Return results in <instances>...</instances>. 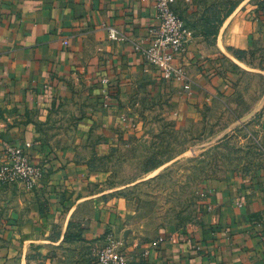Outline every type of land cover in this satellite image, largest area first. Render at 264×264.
<instances>
[{
	"label": "crops",
	"instance_id": "1",
	"mask_svg": "<svg viewBox=\"0 0 264 264\" xmlns=\"http://www.w3.org/2000/svg\"><path fill=\"white\" fill-rule=\"evenodd\" d=\"M173 10L188 30L175 59L186 93L137 49L150 44L151 0H0V167L13 145L44 168L32 191L0 182V264H29L70 231L120 237L108 214L88 215L100 157L159 108L178 118L223 101L247 72L241 53L264 44V0H175ZM202 198L194 224L152 244L122 235L129 263L264 264V167L216 179Z\"/></svg>",
	"mask_w": 264,
	"mask_h": 264
},
{
	"label": "rangeland",
	"instance_id": "2",
	"mask_svg": "<svg viewBox=\"0 0 264 264\" xmlns=\"http://www.w3.org/2000/svg\"><path fill=\"white\" fill-rule=\"evenodd\" d=\"M241 54L247 72L223 101L178 118L159 108L100 157L88 215L108 214L120 235L115 241L152 244L161 231L182 230L199 218L211 182L264 167V44ZM70 232L30 253L29 264H95L107 241Z\"/></svg>",
	"mask_w": 264,
	"mask_h": 264
},
{
	"label": "built area",
	"instance_id": "3",
	"mask_svg": "<svg viewBox=\"0 0 264 264\" xmlns=\"http://www.w3.org/2000/svg\"><path fill=\"white\" fill-rule=\"evenodd\" d=\"M155 11V26L150 29L151 39L147 48L137 49L145 62L156 69L162 80L181 83L182 91L189 92L191 82L181 66L175 64V59L185 50L188 30L184 21L174 12L175 0H151ZM115 40L116 35L111 34ZM108 80L103 79L101 85L105 87ZM104 99L103 107L108 103V91L101 89ZM30 145L26 144V148ZM44 168L41 164L31 161L25 150L17 146H7L3 152V165L0 167V182L6 185H19L25 190H34L43 178ZM107 243L97 251V264H130L127 256L122 252L123 241H115L108 236ZM145 251L143 256H147Z\"/></svg>",
	"mask_w": 264,
	"mask_h": 264
},
{
	"label": "trees",
	"instance_id": "4",
	"mask_svg": "<svg viewBox=\"0 0 264 264\" xmlns=\"http://www.w3.org/2000/svg\"><path fill=\"white\" fill-rule=\"evenodd\" d=\"M237 55L239 56V55H241L240 53H237Z\"/></svg>",
	"mask_w": 264,
	"mask_h": 264
}]
</instances>
